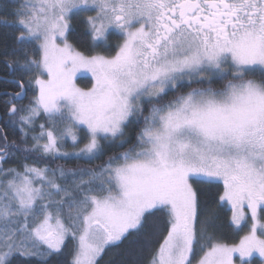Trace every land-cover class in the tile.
<instances>
[{
    "label": "snow or ice",
    "instance_id": "snow-or-ice-1",
    "mask_svg": "<svg viewBox=\"0 0 264 264\" xmlns=\"http://www.w3.org/2000/svg\"><path fill=\"white\" fill-rule=\"evenodd\" d=\"M0 38V264H264V0H0Z\"/></svg>",
    "mask_w": 264,
    "mask_h": 264
},
{
    "label": "trees",
    "instance_id": "trees-1",
    "mask_svg": "<svg viewBox=\"0 0 264 264\" xmlns=\"http://www.w3.org/2000/svg\"><path fill=\"white\" fill-rule=\"evenodd\" d=\"M3 47V40L0 38V50H2ZM3 75L2 71V66H0V76ZM77 83L80 84L81 87L88 86L90 83L89 79L86 78H80L77 80ZM5 88L11 89L10 85H7L3 82V80H0V92H2ZM5 97L0 96V118L2 121L0 122V126H4L6 117L4 115L3 111V100ZM8 131V129H6ZM9 137L10 139L12 138H19V132L18 130L15 133V137H13L12 133L9 131ZM117 151H122V149H116V148H109L106 149L105 153L103 156H101L99 159L93 160V161H85V160H77L74 158H69L67 160L61 159L53 162L54 164L51 167H56L57 165H62L65 168H96L104 163V161L107 159V157L113 152ZM20 161L13 159L9 161V164L12 166H16ZM231 213L227 211L226 209L224 211L220 212L219 215V220L217 221L219 227H218V234L222 236V238L228 242V243H238L240 236H242L244 233L243 232H238L237 230H234L232 227L229 226V219H230ZM128 248V244L125 243L124 245L121 246L119 249H113L111 252H109L103 259L102 264H108L109 261H112L113 264H121V260L125 258V252L126 249ZM147 257V252L143 254V256L136 255L134 257H128L129 260H137L141 261L146 259ZM53 264H55V259H53Z\"/></svg>",
    "mask_w": 264,
    "mask_h": 264
},
{
    "label": "rangeland",
    "instance_id": "rangeland-1",
    "mask_svg": "<svg viewBox=\"0 0 264 264\" xmlns=\"http://www.w3.org/2000/svg\"><path fill=\"white\" fill-rule=\"evenodd\" d=\"M80 78H86V79H89V80H90V75H89V76H86V77H81V76L78 75L77 80L80 79ZM78 85L80 86V84H78ZM69 143H70V141H69ZM53 164H54V163L52 162V163H51V166H52ZM85 169H86V168H85Z\"/></svg>",
    "mask_w": 264,
    "mask_h": 264
},
{
    "label": "water",
    "instance_id": "water-1",
    "mask_svg": "<svg viewBox=\"0 0 264 264\" xmlns=\"http://www.w3.org/2000/svg\"><path fill=\"white\" fill-rule=\"evenodd\" d=\"M2 121V119L0 118V122Z\"/></svg>",
    "mask_w": 264,
    "mask_h": 264
}]
</instances>
